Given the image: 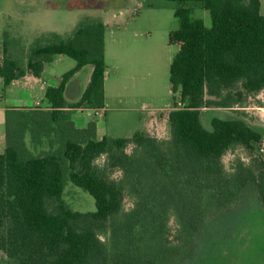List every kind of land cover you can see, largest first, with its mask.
<instances>
[{
  "label": "trees",
  "instance_id": "16d2710c",
  "mask_svg": "<svg viewBox=\"0 0 264 264\" xmlns=\"http://www.w3.org/2000/svg\"><path fill=\"white\" fill-rule=\"evenodd\" d=\"M164 1L179 5L178 28L168 35L178 51L169 67L174 103L164 138L135 132L99 139L94 121L76 125V110L104 107L103 22L86 18L67 38L53 34L20 52L5 38L4 87L25 76L43 78L57 56L75 66L47 87L46 108L5 110L0 264L201 263L205 232L245 198L254 197L264 216L262 133L242 118L214 117L210 129L201 122L203 109L242 114L264 92L261 2ZM190 3L208 12L210 27L192 18ZM84 69L88 82L68 102V85ZM236 150L247 162L237 157L226 169L224 156ZM68 183L94 199L95 211L71 208L63 198Z\"/></svg>",
  "mask_w": 264,
  "mask_h": 264
},
{
  "label": "rangeland",
  "instance_id": "374dc122",
  "mask_svg": "<svg viewBox=\"0 0 264 264\" xmlns=\"http://www.w3.org/2000/svg\"><path fill=\"white\" fill-rule=\"evenodd\" d=\"M260 2V13L264 15V0ZM188 5L192 8V18L201 19L206 27H210L208 12L199 4ZM178 6L164 0H0V58L6 37L14 41V49L20 52L27 50L37 39L42 42L52 40L53 34L67 38L86 18L103 22L106 25L105 86L108 102L98 138L131 137L135 132L145 131L148 122L160 114L162 121L173 107L169 67L178 48L169 44L168 35L178 28L174 17ZM74 66L73 59L57 56L46 66L43 79L49 86L53 85L55 78ZM40 83L35 78L20 79L14 86L4 87L0 80V107L7 102L10 106L23 104L19 100L28 95L24 94L26 90L30 93L27 103L35 100L45 103ZM241 113L203 109L201 122L210 129L214 117L242 118L262 133L258 153L264 159V92L253 97L249 107ZM151 132L156 137H166L165 122ZM3 137L4 126L1 124L0 154L5 149ZM25 141L30 147L28 136ZM237 157L245 162L248 160L242 150L228 153L223 158L226 169ZM63 198L75 211H95L94 199L70 183ZM125 206H131L128 200ZM204 239L199 255L202 260L197 264H264V216L255 198L250 195L234 213L215 221L205 232Z\"/></svg>",
  "mask_w": 264,
  "mask_h": 264
},
{
  "label": "crops",
  "instance_id": "0c3cea01",
  "mask_svg": "<svg viewBox=\"0 0 264 264\" xmlns=\"http://www.w3.org/2000/svg\"><path fill=\"white\" fill-rule=\"evenodd\" d=\"M104 41H105V39H104ZM104 55L106 58L105 46H104ZM60 77L58 79L55 78V83L53 85H50V86L48 85V82L45 81L43 78H41V79L35 78V79L40 80L41 83H40L39 89L42 90L44 92V95H45V91H46L47 87L57 86L59 83ZM88 77H89V71L88 70H82L79 73H77L76 76L71 80V82L68 85L67 91H66V98H67L68 102H73L74 100H76L79 97V95L82 93V91L84 90V88L88 82ZM31 78H34V77L25 76L21 79L30 80ZM19 80L12 82L10 85L14 86L15 82H18ZM105 81H106V73H105V78H104V107H103V110L101 111V113L98 115H93L90 112V109H79V110H76L74 112V115H73L74 121L78 127H84L89 121L97 120V123L94 121L96 123L97 136H98L99 128L103 126V122L101 120L103 118H105L106 111H107L106 108H107L108 98H107V94H106ZM26 82H28V81H26ZM72 90H74L76 92H74ZM25 93L28 95H24V100L23 99L19 100V103H23V104L10 106L11 104L8 105V102H7V104L0 107V126H1V124L4 126V113H5V110L7 108L36 107L37 103L39 104L38 107L46 108L45 103H42L39 100H35L32 103H27L29 96H30V93L27 90L24 91V94ZM22 101H24V102H22ZM89 118H91V119H89ZM166 119H167V115L161 121V114H160L158 118L152 119L148 122L146 130L143 132H147L149 134L152 133L151 132L152 129L154 127L156 129L160 128L161 123H163V121L165 122V125H166Z\"/></svg>",
  "mask_w": 264,
  "mask_h": 264
},
{
  "label": "built area",
  "instance_id": "2783aa9c",
  "mask_svg": "<svg viewBox=\"0 0 264 264\" xmlns=\"http://www.w3.org/2000/svg\"><path fill=\"white\" fill-rule=\"evenodd\" d=\"M39 104L37 103L36 104V107H38ZM103 110V108H99V109H90V112L93 114V115H98L101 113V111Z\"/></svg>",
  "mask_w": 264,
  "mask_h": 264
}]
</instances>
